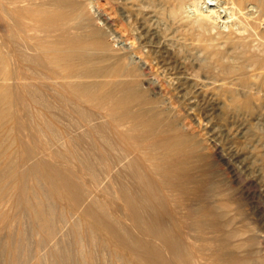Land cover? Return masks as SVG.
<instances>
[{"label":"bare ground","instance_id":"6f19581e","mask_svg":"<svg viewBox=\"0 0 264 264\" xmlns=\"http://www.w3.org/2000/svg\"><path fill=\"white\" fill-rule=\"evenodd\" d=\"M110 1L130 47L91 0H0V264H246L223 188L264 201V0Z\"/></svg>","mask_w":264,"mask_h":264},{"label":"rangeland","instance_id":"374dc122","mask_svg":"<svg viewBox=\"0 0 264 264\" xmlns=\"http://www.w3.org/2000/svg\"><path fill=\"white\" fill-rule=\"evenodd\" d=\"M91 3L93 12L96 15H99L102 18L109 19L110 25H108L106 31L111 36V40H113L114 38L115 40H117L118 43L116 44L117 46H115V48H127L135 44L136 38L138 36L135 27L132 25L129 26V24H126L120 19L119 16H117L115 6L111 3L110 0H91ZM128 26L131 27V29ZM133 57L139 64H144V62L138 59V57L137 59L136 56ZM258 108V111L264 114V104L257 106V109ZM205 109L207 110V108L199 107L194 112L192 111L191 120L193 121L192 124L196 125V132H199L200 129L199 133L204 139L207 140L213 139V137L219 134L222 136V134H224L225 132L224 130L228 129V124L225 120V117L221 115L223 117L222 118L218 114V112L216 113V110L213 111L208 109L207 111H205ZM216 114L218 116H216ZM247 120H249V118ZM255 120L256 119L254 118H250L249 122L258 125L257 127L255 124H253L258 131H262V129H264V122L262 123L259 122V120ZM86 142L88 143V140H85V143ZM217 167L218 166H216V168ZM227 176L230 177L229 174H226V177ZM225 183L226 185L223 189H229L228 191L232 198L231 209L234 210V213H237V209L241 210L240 214H238V216L236 217L237 221L235 220V224H237V227L241 228L244 233L246 232V238H250V242H248V244L242 248L239 254L248 258L246 264H264V201L257 193V188L251 185L249 181H246V178L243 176H239L237 178L236 184H232L228 180H226ZM17 221L19 220L17 219ZM65 248L67 252L71 250V246L69 244L65 245Z\"/></svg>","mask_w":264,"mask_h":264}]
</instances>
